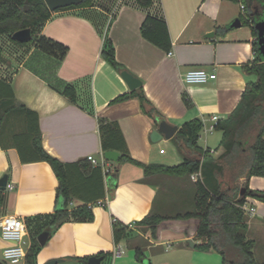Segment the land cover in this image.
<instances>
[{
    "label": "crops",
    "instance_id": "obj_1",
    "mask_svg": "<svg viewBox=\"0 0 264 264\" xmlns=\"http://www.w3.org/2000/svg\"><path fill=\"white\" fill-rule=\"evenodd\" d=\"M241 14L239 4L225 0H153L149 9L140 8L135 0H95L91 8L56 12L43 26L39 38L61 45L66 49L64 54L57 50L46 52L38 44L20 48V58L8 65L12 71L0 80L10 86L18 102L37 115L43 149L63 163L88 161L98 167L88 157L93 156L98 162L105 159L100 120L118 124L134 160L146 165L175 166L183 158L177 163L180 157L174 153L170 159L177 164L165 162L167 151L163 148L164 144H174L175 136L154 143L151 133L161 121L179 130L197 118L204 125L198 145L217 157L223 152L219 147L222 133L215 130L217 122L234 111L247 83L257 80L243 68L256 60L251 28L243 24L231 28ZM147 15L165 21L172 42L171 54L142 36L141 27ZM109 43L125 71L142 82L146 97L161 115L157 125L143 114L138 99L112 104L132 90L122 73L102 58V50ZM193 69L215 73L217 77L206 84L188 85L182 77ZM67 85L76 89V103L63 94ZM11 91L6 89V95ZM184 95L191 107L186 106ZM18 117L20 121L14 118L10 128L2 129L0 138V180L8 176V185L12 186L3 191L5 202L0 221L9 215L22 218L31 246L28 222L38 217L44 222L45 216L55 212L58 180L47 162H30L29 141L18 128L24 117ZM213 117L218 121H213ZM105 161L111 172L107 175L100 167L102 179H90L89 173L73 169L77 174L72 179L73 187L77 181L82 183L74 189L82 200L74 199L71 207L97 198L104 205L94 204L92 222H67L51 232H42L49 237L41 245L37 264L54 260H61L59 264H85L78 259H90L100 253H112L111 264H142L126 242L116 246L115 221L128 226L134 236L143 237L151 251L172 246L194 250L202 243L197 238L200 222L196 219L162 222L157 239L134 226L153 209L165 215L183 209L188 196H194L192 181L161 175L146 178L140 167ZM246 181L241 178L238 184L243 186ZM248 185L252 190L263 191L264 178L252 177ZM246 205L255 209L253 214H246L248 238L254 240L249 236L255 234L264 239V203L248 197ZM190 240L194 247L189 245ZM9 245L0 234V251ZM216 254L221 256L215 251L195 252L192 259L208 261Z\"/></svg>",
    "mask_w": 264,
    "mask_h": 264
},
{
    "label": "trees",
    "instance_id": "obj_2",
    "mask_svg": "<svg viewBox=\"0 0 264 264\" xmlns=\"http://www.w3.org/2000/svg\"><path fill=\"white\" fill-rule=\"evenodd\" d=\"M94 1L80 0L77 5L52 12L45 0H0V37L8 36L19 48L38 44L46 52L54 53L57 50L64 54L66 49L61 45L45 38H39L43 26L56 12L91 8L94 6ZM135 1L143 9H149L153 5V0ZM225 1L244 7L240 20L244 26L251 28L254 37L252 47L256 60L243 68L249 75L256 76L257 80L247 83L237 107L226 119L218 121L215 126V130L222 133L219 147L223 149V152L216 157L210 150H204L198 145L204 125L197 118L182 125L172 139L183 158L179 165H146L134 160L130 156L118 124L106 120L99 121L102 150L104 153L118 152L120 154L119 163H130L144 169L146 178L161 175L190 179L192 175L200 174L196 181H192L194 196L191 200L193 207L191 211L165 215L153 209L141 221L134 224L135 229L142 230V233L150 232L151 237L157 239L162 222L196 219L200 222L197 238L202 239V243L196 245L195 249L203 252H217L222 256V264H264V261L259 262L255 259L253 252L255 241L248 238V223L243 210L248 197L264 203V190H252L248 185L252 177L264 178V59L259 52L258 33L254 27L257 22L264 21V0ZM24 29H31L32 39L25 43L15 41L13 34ZM141 34L146 40L167 54H171L172 42L165 21L147 15L141 27ZM0 58H2L1 46ZM102 58L118 73L125 71L117 61L115 49L111 43L102 50ZM6 89L11 91L10 86L0 80V138L2 129L4 130L6 126L10 128L11 120L15 118L20 121L18 116H23L24 123L19 122L18 128L20 135L25 136L29 141L30 162H47L58 180L55 212L45 216L44 222H42L44 220L42 217L28 222L31 246L25 264H37V256L41 249L38 236L42 232H51L67 222H92L94 220L93 206L99 198L85 199L81 205L71 207L74 199H81L74 189L77 190V187L82 185L77 181L73 187L72 179L77 175L73 169L80 170L82 174L88 175L89 173L90 179L94 177L102 179L103 172L100 167H93L88 161L67 164L49 155L41 144L37 115L18 102L12 91L10 95H6ZM63 94L71 102L76 103L77 93L74 86L67 85ZM131 99H138L143 114L155 125L158 124L161 115L146 97L142 87L117 97L112 104ZM184 101L187 107H191L192 104L187 95H184ZM241 178L247 179L243 186L238 185ZM242 188L245 192L240 196ZM4 202L3 191H0V210ZM113 235L116 246L122 242H126L129 246L133 240L139 238L134 236V231L128 226L117 221L113 223ZM129 247L134 249L136 260L143 262L144 247L142 248V244ZM97 257H103L106 260L112 257V253H100ZM78 260L87 264L89 257Z\"/></svg>",
    "mask_w": 264,
    "mask_h": 264
},
{
    "label": "rangeland",
    "instance_id": "obj_3",
    "mask_svg": "<svg viewBox=\"0 0 264 264\" xmlns=\"http://www.w3.org/2000/svg\"><path fill=\"white\" fill-rule=\"evenodd\" d=\"M0 46L2 47V58H0V77L5 76L6 74L10 73L12 71V67L8 66L10 63H13L14 60H17L22 55V52L19 47H17L8 36H1L0 37ZM173 145L175 147V144H164L163 148L167 151V156L164 158L166 160L165 162H171V164H177L182 161V156L177 150V147L173 148ZM174 153L180 157L176 162L172 163V159H170L172 156H174ZM189 182L193 181L192 178L188 179ZM239 185V184H238ZM185 186V185H184ZM240 186V185H239ZM188 204L184 205L183 209L175 211L183 213L187 211H191L193 209L191 198L188 196ZM173 212V211H172ZM167 213V212H166ZM171 213V211H170ZM1 234V232H0ZM146 234V233H145ZM139 238H136L135 240L130 243L129 246H134L135 244H142V248L144 249V261L141 262L142 264H221L222 259L221 256H214V258H211L207 261V259L201 260V261H193L192 255L193 253H202L200 250L194 249V250H180L175 246H172L167 250L165 247L164 250L160 251H151L150 249H147L148 242L144 240L143 237L138 236ZM249 237H252L255 241L257 240V243L255 242L254 247V256L255 259L259 262L264 261V239H260L259 237L255 236V234H250ZM27 241V239H26ZM28 242V241H27ZM4 251V250H3ZM125 254L127 253V250L124 247ZM195 251V252H194ZM220 259V260H219ZM0 261L3 263L5 262L3 252L0 251ZM196 262V263H195ZM23 264V263H21ZM102 264H111V261L108 259L104 260Z\"/></svg>",
    "mask_w": 264,
    "mask_h": 264
},
{
    "label": "water",
    "instance_id": "obj_4",
    "mask_svg": "<svg viewBox=\"0 0 264 264\" xmlns=\"http://www.w3.org/2000/svg\"><path fill=\"white\" fill-rule=\"evenodd\" d=\"M45 3L50 11L55 12L60 9H65L77 5L80 3V0H45ZM241 26H242V22L240 18H238L232 23L231 28H240ZM254 27L258 33L257 42L259 46V52L262 58L264 59V21L257 22ZM12 37L15 41L19 43L29 42L32 39V31L31 29L20 30L14 33ZM122 77L127 83L130 90L132 91L142 86V82L127 71L122 72ZM177 132H178L177 126H172L166 121H161L158 125V128L151 133V140L154 143H157L163 137H165L166 140H170L175 136ZM103 156L106 160L111 162H118L120 158V154L116 151H107L104 153ZM7 185H8V176H4L0 180V191L6 190ZM244 192L245 189L242 188L240 192V196H242ZM48 237L49 234L47 232L42 233L38 237V241L40 245L44 246L48 240ZM189 245L191 247H194L193 241L190 240ZM103 260H104L103 257L94 256L88 260V264H101ZM61 262H62L61 260H54L46 264H59ZM0 264H5V263L0 261Z\"/></svg>",
    "mask_w": 264,
    "mask_h": 264
},
{
    "label": "built area",
    "instance_id": "obj_5",
    "mask_svg": "<svg viewBox=\"0 0 264 264\" xmlns=\"http://www.w3.org/2000/svg\"><path fill=\"white\" fill-rule=\"evenodd\" d=\"M244 10V7L241 6ZM217 75L215 73H209L201 69L189 70L183 74V81L188 85L206 84L212 80H215ZM213 121H218L217 117H213ZM164 151L162 150L161 153ZM88 160L91 161L95 166L101 167L105 174H110L111 170L106 165L105 159L102 162H98L93 156H89ZM200 174L192 175L193 181H196ZM9 189L12 186L7 185ZM97 206L104 205V201H98ZM243 210L246 214H253L255 209L248 208L245 204ZM0 232L3 240L10 243L3 251L5 264H21L26 260L28 250L30 248L29 243L26 239L29 237L26 224L24 220L16 216H5L0 221Z\"/></svg>",
    "mask_w": 264,
    "mask_h": 264
}]
</instances>
